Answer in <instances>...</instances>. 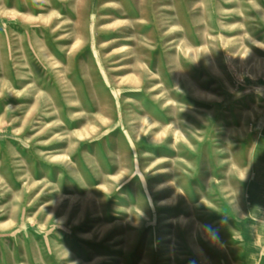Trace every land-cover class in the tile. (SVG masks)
Segmentation results:
<instances>
[{"label":"rangeland","instance_id":"1","mask_svg":"<svg viewBox=\"0 0 264 264\" xmlns=\"http://www.w3.org/2000/svg\"><path fill=\"white\" fill-rule=\"evenodd\" d=\"M0 264H264V0H0Z\"/></svg>","mask_w":264,"mask_h":264},{"label":"bare ground","instance_id":"2","mask_svg":"<svg viewBox=\"0 0 264 264\" xmlns=\"http://www.w3.org/2000/svg\"><path fill=\"white\" fill-rule=\"evenodd\" d=\"M253 236H252V234L250 235V238H251V244H252V247L253 248H256L257 247V244H256V242L255 241H253V238H252Z\"/></svg>","mask_w":264,"mask_h":264}]
</instances>
